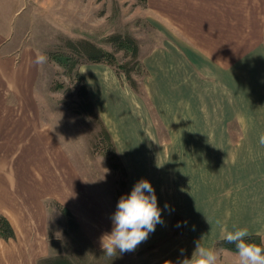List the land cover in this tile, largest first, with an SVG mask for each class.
Listing matches in <instances>:
<instances>
[{"label":"rangeland","instance_id":"1","mask_svg":"<svg viewBox=\"0 0 264 264\" xmlns=\"http://www.w3.org/2000/svg\"><path fill=\"white\" fill-rule=\"evenodd\" d=\"M169 24L145 0H0L2 209L10 211L6 201L13 197L17 196L19 206H26L33 196L42 199L47 210L45 219L39 220L6 216L18 232L14 238L0 239V264H41L57 255L70 256L78 264H175L191 257L199 239L204 247L220 253L221 264H227L235 250L217 245L224 235L215 238L220 229L250 228L248 201L256 196L255 178L264 183V154L258 158L252 150L255 141L260 143L257 135H264V104L256 97L261 95L264 101V88L258 83L263 75L196 73L186 55L192 52L184 30ZM113 33H131L138 39L144 68L131 63L135 88L120 66L129 59L125 51L117 52V63L79 65L101 122L79 113L81 83L67 74L57 56L68 50L69 38L88 39L113 52L114 46L106 40ZM38 55L46 60L37 63ZM249 102L257 105L254 119L248 114ZM202 114L213 118L208 121ZM102 123L122 159V169L111 167L99 138ZM254 129L259 132L249 131ZM242 130L254 136L241 135ZM211 133L227 137L211 138ZM131 145L154 146L160 157L158 165L150 161L146 167L153 177L151 184L158 183L157 178H177L174 188L179 189L170 195L160 192L169 201L180 199V190L183 198L189 194L194 187L187 183L190 176L204 181L207 175L203 185H195L206 210L180 234L171 227L135 251L108 256L83 228L80 213L79 217L72 211L83 233L68 224L57 206V202L67 206L57 198V187L80 183L82 190L71 196L94 198L103 208L102 216L112 223L121 196L129 194L130 180L139 172ZM86 220L95 228L103 226L89 216ZM257 235L256 242L264 243L263 234Z\"/></svg>","mask_w":264,"mask_h":264},{"label":"crops","instance_id":"2","mask_svg":"<svg viewBox=\"0 0 264 264\" xmlns=\"http://www.w3.org/2000/svg\"><path fill=\"white\" fill-rule=\"evenodd\" d=\"M150 7L159 11V15L168 19L174 27L184 32L185 37L189 43L191 54L186 51V55L191 64V68L196 73L200 74H213L223 73L239 74L242 72L255 73L263 75L258 81L262 88H264V0H147ZM170 25V24H169ZM170 25V26H171ZM172 27V26H171ZM177 70V69H176ZM187 72L186 69H183ZM193 71V70H192ZM193 71V72H194ZM219 84H213L215 87ZM256 97L260 100V105L264 104L261 100V95ZM241 102L239 103V105ZM244 105L241 104V106ZM249 116L254 119L252 110L257 106L252 102H249ZM259 106V105H258ZM246 114H244L245 116ZM212 114H202V118L208 121L213 118ZM216 119H225L218 116ZM259 129L249 130L253 132H259ZM248 130L239 131L241 135L247 134ZM211 138L217 137L218 139L227 137L225 133H211ZM247 137H253L254 135L247 134ZM262 134L257 135L261 137ZM230 137V136H229ZM253 154L260 157L264 154V145H260L258 142H254ZM154 146L146 147L145 149L139 148L136 145L130 146V152L135 156H132L139 166V172L137 176L132 177L129 183V194L134 185L141 179H153L152 175H149L146 167L150 161L154 165H158L160 157L157 152L153 151ZM203 152V149H202ZM153 154L154 157H151ZM259 160V159H258ZM261 160V159H260ZM263 160V159H262ZM151 170V169H150ZM182 177V176H180ZM187 179V178H186ZM189 179V178H188ZM187 179V183H191L194 186L188 195L183 198L182 190H180V199L169 201L168 197L162 195L160 192H165L166 195H170L179 189L178 186L174 188L177 183V178H164L156 179L158 183L154 182V189L157 196L158 207L162 210L161 217L163 223L157 224L155 231L149 234L146 241L143 244H148L155 241L161 233H167L172 227V218L175 212L181 213L185 220V227L189 229V224L192 220L202 217L205 211L204 197L195 185L199 182L203 185L205 180L208 179L207 175L204 181H199L197 178L190 176ZM153 183V182H151ZM257 191L256 196L251 197L250 201V213H251V226L248 229V234H263L264 238V183H259V178L256 177L254 181ZM59 183L57 187V198L67 204L71 211L79 215V219L83 225V228L87 231L89 237L93 240L95 245L101 249L100 237L104 233H110L112 231V223L107 221L103 215L104 211L102 207L95 204L94 198L83 200L82 197L77 198L71 196V193L80 192L81 185L76 181L71 182L69 185L61 186ZM66 188V189H65ZM263 194V195H262ZM88 202V203H84ZM192 202L198 203L192 207ZM9 204L8 209L10 211L2 209L3 203L0 200V215L5 216H25L33 217L35 219H45L46 208L43 207L42 199H35L31 196L26 206H19L17 196L6 201ZM90 203V204H89ZM167 205V207H166ZM194 208V209H193ZM16 210L17 213H14ZM18 210H22L19 213ZM84 210V214L82 211ZM11 213V214H10ZM8 214V215H7ZM87 216L91 219L100 220L101 228L90 226L86 220ZM196 222V221H195ZM14 224V223H13ZM18 224V223H17ZM19 226V225H18ZM16 232L18 229L14 224ZM261 227V228H258ZM240 229V228H237ZM21 229H19L20 231ZM168 230V231H167ZM227 231H235L236 229H226ZM18 234V233H17ZM162 235V234H161ZM220 239L221 235H224L222 229L218 233Z\"/></svg>","mask_w":264,"mask_h":264},{"label":"clouds","instance_id":"3","mask_svg":"<svg viewBox=\"0 0 264 264\" xmlns=\"http://www.w3.org/2000/svg\"><path fill=\"white\" fill-rule=\"evenodd\" d=\"M45 60L44 55L37 56V63H43ZM260 143L264 145V135L260 137ZM161 212L151 182L147 179L139 180L130 194L121 196L117 209L111 216L112 231L100 237V246L104 254L115 256L118 252L135 251L138 245L155 231L156 225L163 223ZM222 231L225 242L235 246V251L227 264H264V246L246 241L245 237L248 236L246 228ZM201 240L195 241L190 258L184 257L175 264H221L220 253L216 249L204 247ZM181 254L183 255V250Z\"/></svg>","mask_w":264,"mask_h":264},{"label":"trees","instance_id":"4","mask_svg":"<svg viewBox=\"0 0 264 264\" xmlns=\"http://www.w3.org/2000/svg\"><path fill=\"white\" fill-rule=\"evenodd\" d=\"M147 2V0H145ZM110 42L115 50L110 52L103 47L99 46L93 41L88 39L80 38L77 40L74 39H67L65 41V47L68 49L63 52V55L57 56V60L61 61L63 66L67 69V74L69 76L74 75L78 81L81 83L79 87V101L77 102V107L79 113H85L87 115L91 114L94 117L98 118L101 122L102 119L94 105V102L90 96L89 90L87 88V84L84 80L83 75L79 72L78 67L83 62H103L107 61L108 63H117V52L125 51L126 56L129 57L125 63L121 64L120 66L124 68V72L126 76L129 78V82L133 87H137V82L133 77V70L135 65H141L144 68V64L139 59L140 54V44L138 39L132 35L131 33H113L108 36L106 39ZM134 62L135 65H131ZM102 135L99 136L102 139V143L106 145L107 148V157L110 159L111 167L118 169V167L123 168V162L116 151L115 143L112 140L111 134L107 128V126L102 123ZM104 148V146H103ZM124 176L126 177V171L123 170ZM122 189L124 192L126 187V182L123 180ZM57 206L61 209V211L66 216V221L69 225L73 226L76 232L83 233V230L80 227V224L76 220L72 211L63 204L57 202ZM172 228L173 233L175 235L180 234L184 231L185 223L184 218L179 214H174L172 219ZM16 236L15 229L10 222V220L5 215H0V239H10ZM256 239H260L259 235L251 234L245 237V240L248 242H253L258 245L264 246V243L257 241ZM217 245L221 247H226L231 250H235V246L228 244L225 242L224 238L217 241ZM41 264H78L75 259H72L70 256L67 255H57V256H50L46 257L41 261Z\"/></svg>","mask_w":264,"mask_h":264}]
</instances>
